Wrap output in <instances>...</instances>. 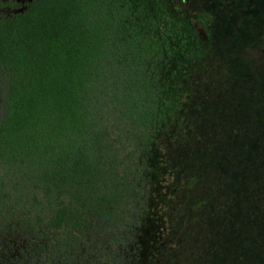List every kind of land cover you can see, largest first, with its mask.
<instances>
[{
  "label": "trees",
  "instance_id": "16d2710c",
  "mask_svg": "<svg viewBox=\"0 0 264 264\" xmlns=\"http://www.w3.org/2000/svg\"><path fill=\"white\" fill-rule=\"evenodd\" d=\"M211 21L169 0L0 16V264H172L179 222L264 264V79L202 98Z\"/></svg>",
  "mask_w": 264,
  "mask_h": 264
},
{
  "label": "rangeland",
  "instance_id": "374dc122",
  "mask_svg": "<svg viewBox=\"0 0 264 264\" xmlns=\"http://www.w3.org/2000/svg\"><path fill=\"white\" fill-rule=\"evenodd\" d=\"M29 0H0V16L10 15L16 11L24 9ZM171 6L177 10L188 12L190 15L204 13L211 17L209 50L202 59L197 71L199 77L203 76L200 95L205 101L211 96L214 87L221 86L223 91L227 80L232 78L250 79L256 74L264 79V12L254 9V0H169ZM194 23L199 37L205 39L204 32L200 25ZM213 43V44H212ZM210 76H216L214 86L208 89ZM261 80V79H258ZM201 82V81H200ZM262 82V80H261ZM255 87L258 86L257 82ZM264 85V82H262ZM201 83H199V86ZM222 100L227 101L223 94ZM222 105V104H221ZM207 108L205 105L202 109ZM226 108V107H224ZM226 110H228L226 108ZM202 111V110H200ZM192 116H197V121L206 119V113L198 116L193 112ZM225 111L223 112V118ZM188 197L185 196V201ZM175 203L172 202L174 208ZM184 205V204H183ZM171 208L172 212L174 209ZM188 210L185 212V216ZM177 228L183 230L182 245L174 252L166 254L168 242L165 240L164 247H161V263L168 259H174L172 264H224L223 254L219 250L216 253L208 247L212 242L201 241V237L195 233L199 230L197 225L182 227L181 222L177 223ZM176 233V232H175ZM173 234L172 238H175ZM177 237V236H176ZM174 254V256H173ZM165 261V262H164Z\"/></svg>",
  "mask_w": 264,
  "mask_h": 264
},
{
  "label": "flooded vegetation",
  "instance_id": "af4514ba",
  "mask_svg": "<svg viewBox=\"0 0 264 264\" xmlns=\"http://www.w3.org/2000/svg\"><path fill=\"white\" fill-rule=\"evenodd\" d=\"M30 1V0H29ZM28 1V2H29ZM27 2V3H28ZM255 2V3H254ZM26 3V4H27ZM253 3H254V6H255V4H256V6H255V8L254 9H258V10H260V11H262V12H264V0H254L253 1ZM25 4V5H26ZM185 12V11H184ZM188 13V12H187ZM198 14H204V13H197V14H193V15H198Z\"/></svg>",
  "mask_w": 264,
  "mask_h": 264
}]
</instances>
